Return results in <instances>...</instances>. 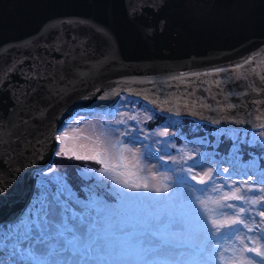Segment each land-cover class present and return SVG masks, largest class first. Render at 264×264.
I'll return each mask as SVG.
<instances>
[{
  "label": "water",
  "instance_id": "1",
  "mask_svg": "<svg viewBox=\"0 0 264 264\" xmlns=\"http://www.w3.org/2000/svg\"><path fill=\"white\" fill-rule=\"evenodd\" d=\"M262 77L264 0H0V224L27 208L54 137L80 110L125 93L166 115L256 130Z\"/></svg>",
  "mask_w": 264,
  "mask_h": 264
},
{
  "label": "snow or ice",
  "instance_id": "2",
  "mask_svg": "<svg viewBox=\"0 0 264 264\" xmlns=\"http://www.w3.org/2000/svg\"><path fill=\"white\" fill-rule=\"evenodd\" d=\"M245 63H249V61H245ZM240 67L242 65L236 66V68ZM214 71L219 73L225 70L215 69ZM192 75L199 76L201 74L193 73ZM172 79H182V77H172ZM112 94L118 95V93ZM107 98V95L100 97L102 100ZM145 99L147 100V97ZM150 103L155 104L156 101L153 100ZM115 114L114 111L113 115ZM259 118L264 119V115ZM151 119L152 115L150 114L145 115L142 120L140 113H124L119 119L109 121V123L124 125V131H120L119 128L112 131L118 137L128 138L129 143L141 142L140 137L142 136L144 152L141 154L146 153L149 158L156 159L160 162V166H168L170 160L172 166L168 167V170L173 175L165 177V179L171 180L172 184L152 183L148 178L141 177L138 170H133L135 166L130 167L126 163H120L119 161L125 159L123 151H128L135 156L133 150L121 139H117L115 144L110 147H96L92 154L81 155L75 148L66 146L65 141L70 137L65 130L54 137L58 149L54 154L57 157L63 156L95 162L100 168L97 170L82 167L79 171L81 180L94 182L93 187H110L111 193L121 200L141 197L171 199L170 194L173 192V185L177 190L185 192L187 194V206L192 209L195 227L200 237L195 245L189 246L194 247L195 254L202 257L200 264H264V169H257L255 161H252L247 165L248 171L242 173L243 176L247 177L246 179H232L217 187L213 184L214 180L220 178L216 174V168H211L209 171L203 172L202 175L194 173V168H202L205 159L210 154L206 151L201 152V149L197 148L193 150L192 155H181L179 158L172 157L168 149L176 147L171 140L177 136V133L168 131V126L171 125L165 126L163 131L147 132L142 126ZM129 121H135V126H130ZM213 123H219V121H213ZM129 127H131V131H129ZM258 127L264 128V123L259 124ZM154 136L165 138L153 141V143L160 145L156 149L147 143ZM253 140H256L255 133ZM243 143H248V141H243ZM259 144L264 146V140H260ZM117 145H119L121 152L119 161L114 162L117 158L111 149L116 148ZM232 148L233 159L227 161L229 164L235 163L239 152L236 142H233ZM211 155H215V153ZM197 156L200 158H195ZM188 161H192L191 166L184 167ZM213 163L219 162L213 161ZM219 171L227 174L229 169L223 168ZM249 171L251 175H249ZM234 172L236 175H241V172L235 169ZM39 176V187L43 190V194L38 199L37 204L31 206L26 216L22 214L7 225L0 224V264H29L30 261L36 260L34 251L46 252L47 254L53 252L57 242L47 237L51 234L52 228L56 226L57 217L64 221L65 245L74 249L75 252L82 253L86 257L114 254L115 250L111 246L93 235V229L87 223L88 214L77 211L70 204L71 197L66 194L71 190V186L67 181L66 174H61L59 169L49 166L46 171H41ZM155 179L156 175L153 173L151 180L154 181ZM191 181H195V184ZM198 185L201 187H197ZM226 185L228 186L227 191L224 190ZM209 190L216 193L217 196H206V198L201 199V196L206 195ZM253 192L259 194L258 198H252L248 195ZM153 193L156 195L151 196L150 194ZM197 193L200 195H196ZM210 204L213 207H209ZM241 204L258 207L246 208L241 207ZM69 214L73 221L71 226L67 223ZM249 220L251 225L248 223ZM190 223V220L182 218L175 225V228L177 231H182ZM244 230H246L245 234L240 236L239 233ZM249 233L254 235H248ZM222 238H235L240 247L225 248L218 243ZM24 242H27V248L22 246ZM188 243L187 241H176V237L172 234L149 232L143 238L142 244L122 249L116 254L139 258L128 262V264H183L181 261L157 258L174 251V244ZM180 255H183V252ZM40 264H44V261H41ZM84 264H88V262L85 261ZM121 264H125V262H121Z\"/></svg>",
  "mask_w": 264,
  "mask_h": 264
},
{
  "label": "rangeland",
  "instance_id": "3",
  "mask_svg": "<svg viewBox=\"0 0 264 264\" xmlns=\"http://www.w3.org/2000/svg\"><path fill=\"white\" fill-rule=\"evenodd\" d=\"M116 107V114L105 111L90 110L80 111L61 131H67L70 139L65 141L67 147L75 148L81 155L92 154L96 147H110L115 144L117 139H121L124 144L133 150L135 156L128 151H123L124 160L119 161L121 149L119 145L111 149L120 163H126L130 167L135 166L133 170H138L139 175L148 178L152 183L158 184H172L171 180L165 179L173 174L160 166V162L156 159L149 158L144 152L143 137H140L139 143H129L128 138L118 137L112 130L119 128L120 131L125 130L124 125H116L109 123V121L119 119L124 113L133 114L140 113V119H144L145 115H152V119L143 124V128L151 133L152 131H163L165 126H168L169 132H176L177 136L173 137L171 142L176 145L175 148H169L168 151L172 157L179 158L181 155H192L193 150L200 148L201 152H208L210 155L205 159L203 167L194 168V173L209 171L211 168L217 169V175L220 177L213 181L215 186L224 184L225 181L232 179L241 180L247 177L243 176L244 171H248L247 165L255 161L257 169H264V146L259 144L260 140H264V128L253 130V133L239 131L238 129L213 127L209 128L207 125L196 124L193 121L182 118H174L172 116H161L156 114L154 110L145 103L129 101L125 97H121ZM112 106V105H111ZM110 106V107H111ZM108 107V108H110ZM151 109V111H149ZM167 122V124H166ZM130 126H135V121H129ZM60 131V132H61ZM131 131V127H129ZM256 134V140H253V134ZM164 137L154 136L147 143L151 144L153 149L159 148L160 145L153 143L154 140H163ZM248 141V143H243ZM236 142L239 152L234 164H229L227 161L233 159L232 152H222V148L228 143ZM211 147V149H209ZM183 149V152H181ZM255 153L256 157H252L251 153ZM215 155H211L214 154ZM223 153H228L223 155ZM163 155V153H161ZM199 159L200 157H195ZM248 158L249 160L245 159ZM54 161V165H52ZM218 161L219 163H213ZM192 161H188L184 167L191 166ZM171 165V161H168ZM51 167L59 169L61 174H66L67 181L71 186V190L66 194L71 197L70 204L77 210L88 214V225L92 222V217H97V225L102 229L100 239L111 246L115 251L112 255L93 256L89 259H84L79 253L74 254L71 249L63 251L59 249L64 243L63 233L66 232L64 228V221L57 217L56 226L51 230L48 239L57 242L56 248L50 254L46 252L34 251L35 261H30L29 264H37L44 261L45 264H121V262H128L138 260L139 258L130 256H121L118 253L120 250L134 247L143 243V238L149 232L172 234L177 239H198L199 233L195 227V219L192 209L187 206V194L183 191L177 190L173 185V192L170 194L171 199H155L152 197H141L138 199L121 200L119 197L111 193L110 187H93L94 182H83L79 176V171L82 167L89 169H99L100 166L93 161L77 160L75 158L58 157L52 159ZM49 168V167H48ZM45 168L43 171H46ZM228 168L227 174L220 172V169ZM241 172V175H236L234 172ZM155 173L156 179L151 180L152 174ZM249 175L251 172L249 171ZM190 178V177H189ZM191 179V178H190ZM40 176L37 178L36 188L39 187ZM195 183V181H194ZM227 185L225 191H227ZM38 196L32 201L31 206L37 204L38 199L42 197L43 190L38 188ZM155 196L156 194H150ZM196 195H200L197 193ZM252 198H258V193L253 192L248 194ZM206 196L216 197L217 194L210 190L206 195L201 196V199ZM102 201V202H101ZM239 203V202H238ZM241 207H258L252 205L241 204ZM213 207V205H209ZM29 209V210H30ZM227 211V210H225ZM27 215V214H26ZM25 215V216H26ZM190 220L191 223L182 231H177L175 225L180 219ZM258 219V218H257ZM67 223L69 226L73 224L71 216L68 217ZM248 223L251 225V221ZM131 229H134L131 231ZM136 230V231H135ZM245 231L239 233L240 236L245 234ZM136 232L135 234H133ZM248 235H254L249 233ZM225 248L236 247L240 244L235 239H228L218 241ZM27 248V242L22 245ZM174 248V247H173ZM175 249V248H174ZM58 250V252H56ZM183 252V255L180 253ZM157 259H167L170 261H185L186 264H200L202 257L193 254L187 249H175L166 255H162Z\"/></svg>",
  "mask_w": 264,
  "mask_h": 264
},
{
  "label": "trees",
  "instance_id": "4",
  "mask_svg": "<svg viewBox=\"0 0 264 264\" xmlns=\"http://www.w3.org/2000/svg\"><path fill=\"white\" fill-rule=\"evenodd\" d=\"M122 97H125V98L129 99V101L140 102V103H142V104L145 105L144 102H141V101H139V100L136 99V98H131V97L128 96L127 94H122ZM151 108H152V107H151ZM152 109H153V108H152ZM153 110H154V109H153ZM154 112H155L156 114H160V115H161V113H159V112H157V111H155V110H154ZM161 116H162V115H161ZM190 121H193V122H195L196 124L201 123V125H207L209 128H213V127H214V126H212V125H210V124H208V123L197 122V121H194V120H190ZM245 132L249 133L250 135L253 133V131H245ZM231 147H232L231 143H228V144H227L225 147H223L221 150H222V152H230V151H231ZM250 153H251V152H250ZM223 154H226V153H223ZM251 155H252V157H256V154H255L254 152L251 153ZM56 158H58V157L55 156V157H54V160H55ZM245 159L249 160L248 158H245ZM52 165H54V161H53ZM38 188H40V187H38ZM38 190H39V189H38Z\"/></svg>",
  "mask_w": 264,
  "mask_h": 264
}]
</instances>
